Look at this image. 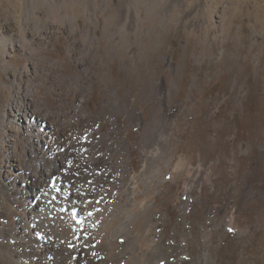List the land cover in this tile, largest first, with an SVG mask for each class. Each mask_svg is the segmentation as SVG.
Returning <instances> with one entry per match:
<instances>
[{
    "label": "rangeland",
    "instance_id": "374dc122",
    "mask_svg": "<svg viewBox=\"0 0 264 264\" xmlns=\"http://www.w3.org/2000/svg\"><path fill=\"white\" fill-rule=\"evenodd\" d=\"M27 2L0 0V172L20 161L47 201L0 182L2 245L48 221L74 241L58 264H264V0ZM18 96L57 120L53 150L8 123Z\"/></svg>",
    "mask_w": 264,
    "mask_h": 264
},
{
    "label": "bare ground",
    "instance_id": "6f19581e",
    "mask_svg": "<svg viewBox=\"0 0 264 264\" xmlns=\"http://www.w3.org/2000/svg\"><path fill=\"white\" fill-rule=\"evenodd\" d=\"M36 7H37V0H28V2L25 5H20V6L16 5V12L19 13L20 15L25 13L27 18H32V17H35V15H36V12H35ZM9 26L12 27L13 23H10ZM9 26H8V28H11ZM48 32L46 31V33H48ZM43 33H44L43 30L34 31L32 33L33 34L32 39L34 41H43V35H44ZM23 36L24 35H22V39H19V41H18L19 45L21 47H23L24 42H25V38H26ZM18 38H20V37H18ZM3 40L6 42L9 41V40H6L4 37H3ZM9 43L11 44L12 48L15 47V45H13L12 42L9 41ZM74 47H76V46H74ZM16 96H17V94H16ZM19 100H21L19 96L16 98H13V103L10 104L9 111L6 112L5 117L7 118L8 123L11 125L14 123H18L17 121H22L23 123L25 122L26 124H29V122H33L35 120H38L39 121L38 123L40 126L37 129V133L35 134L36 135L35 137H36L38 143H41L47 149L53 150L52 144L50 143V139L54 138L59 132L57 130V123H56L57 120L55 121V119L52 117L53 116L52 113H50L48 111L45 114H42L37 109V107L34 105V102H27L26 101V103L21 104V103H19ZM14 157H16V156L14 155ZM16 162L17 161H15V160L11 161L9 158V160L7 161V164L4 166V169L0 172V182L2 184H4L3 181H6V180H11V181L20 180L23 183L22 185H24V187L26 186L27 182H30V185L33 187H34V183H37V186L35 185L37 187V197L34 198V201L30 202L28 205L29 209L33 211L35 209V207L38 208V206H40V203L46 204V201H47L46 199H44L42 197L43 195L41 196L42 190H40L41 188L39 187V184H41V183H39L40 179H38L37 176H35L34 174L32 175L33 172L31 173L29 171V168L24 170L22 168V164H20V161H19V165H15ZM51 173H52L51 170L46 169V172L44 173V178H45V176H47V174H51ZM9 184H11V183L9 182ZM12 189H14V187ZM9 192H11V191H9ZM23 192H24V190H23ZM27 194H30L29 191H27ZM34 194H35V191H34ZM47 194H49V193H47ZM47 204H48V202H47ZM81 205H79V206H81ZM61 209L62 210H59L60 214H61L60 216H64L66 213L67 207L65 206V207H62ZM27 221L28 220L25 218H22V219L19 218L18 227H17V229L16 228L15 229L18 232H20L21 235L23 233H25V227L26 226L28 227ZM43 224H44L46 230L49 232V235L47 237H43V239L41 241L38 240L37 245H32L30 240L27 241L24 238H19V236L16 238H14V236H12L13 237L12 238L10 235H12L14 231H12L11 227H9V226L4 227V231L7 232L6 235H9V236H7V238H6L7 239L6 240L7 244L5 243L6 245H2V243L0 242V249H2V248L6 249L5 254L0 255V264H58V258L56 260V256L65 255L67 249H72V243L74 241H72V243L69 242V244L65 239H64L65 241H62L63 239L61 240L60 239L61 237H58V234L56 232L57 228L55 229L54 226L52 224H50L48 221H44ZM74 228L76 229L77 232H79L80 237L84 232H86L87 230L88 231L90 230L88 227H81L79 225H74ZM13 230H14V228H13ZM16 235H17V233H16ZM94 243L96 244L95 249H98L100 244L98 243L97 238L94 239ZM74 246H76V245H74ZM75 249L77 250V253H76V258L74 259L72 264H79L80 259L78 257L82 256V259H83V254H85L87 252V250L85 251L84 250L85 248L83 249V248L78 247V246L75 247ZM101 257L97 254H93L91 256V260L93 262L99 263V262H101V260H100ZM101 263H103V262H101Z\"/></svg>",
    "mask_w": 264,
    "mask_h": 264
}]
</instances>
